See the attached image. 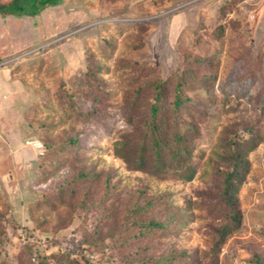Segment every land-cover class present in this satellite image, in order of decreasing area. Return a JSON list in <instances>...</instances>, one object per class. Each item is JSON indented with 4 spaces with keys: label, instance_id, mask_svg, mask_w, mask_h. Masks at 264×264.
I'll use <instances>...</instances> for the list:
<instances>
[{
    "label": "rangeland",
    "instance_id": "rangeland-1",
    "mask_svg": "<svg viewBox=\"0 0 264 264\" xmlns=\"http://www.w3.org/2000/svg\"><path fill=\"white\" fill-rule=\"evenodd\" d=\"M0 62V264H264V0H57L0 13ZM182 75L198 124L190 182L115 150L131 128L125 100L160 80L172 95ZM251 127L242 224L218 244L226 141Z\"/></svg>",
    "mask_w": 264,
    "mask_h": 264
},
{
    "label": "trees",
    "instance_id": "trees-1",
    "mask_svg": "<svg viewBox=\"0 0 264 264\" xmlns=\"http://www.w3.org/2000/svg\"><path fill=\"white\" fill-rule=\"evenodd\" d=\"M56 1L36 0L33 3L31 0H11L7 4H0V13L22 15L33 6ZM172 83V95L168 92V81L160 80L141 85L135 91L136 96L125 100L123 115L131 128L117 141L115 150L137 170H148L158 177L190 182L197 175L193 153L198 124L189 115L193 100L186 94V76L177 77ZM145 92L150 94L147 101L142 100ZM139 109L144 114H139ZM254 130V127L247 129L250 134L247 138L230 137L226 141L225 160L228 166L222 171L220 194L227 221L219 229L218 244H223L242 224L237 195L249 172V153L259 144ZM66 144L77 146L78 141L72 138L63 147Z\"/></svg>",
    "mask_w": 264,
    "mask_h": 264
},
{
    "label": "built area",
    "instance_id": "built-area-1",
    "mask_svg": "<svg viewBox=\"0 0 264 264\" xmlns=\"http://www.w3.org/2000/svg\"><path fill=\"white\" fill-rule=\"evenodd\" d=\"M3 63L0 62V66H2ZM28 146H31L32 148H34L35 150L39 151L42 153L43 150V144L40 141L37 140H30L27 142Z\"/></svg>",
    "mask_w": 264,
    "mask_h": 264
},
{
    "label": "crops",
    "instance_id": "crops-1",
    "mask_svg": "<svg viewBox=\"0 0 264 264\" xmlns=\"http://www.w3.org/2000/svg\"><path fill=\"white\" fill-rule=\"evenodd\" d=\"M0 93H1V91H0Z\"/></svg>",
    "mask_w": 264,
    "mask_h": 264
}]
</instances>
